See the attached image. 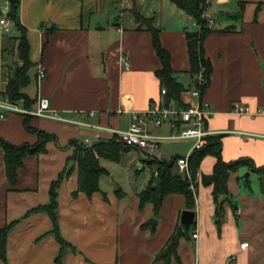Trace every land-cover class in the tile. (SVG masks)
<instances>
[{
    "label": "crops",
    "instance_id": "1",
    "mask_svg": "<svg viewBox=\"0 0 264 264\" xmlns=\"http://www.w3.org/2000/svg\"><path fill=\"white\" fill-rule=\"evenodd\" d=\"M8 9V0H0V15ZM133 9L157 30L183 88L179 100L165 103L161 93L165 87L157 76L161 60L151 32L145 25L139 27ZM207 11L213 24L202 41L211 67L201 95L211 112L206 128L219 137L223 161H246L229 171L228 195L216 201L212 185L203 182L217 161L213 153L198 162L193 204L188 206L182 194H169L156 213L151 203L139 207L137 195L156 173L144 152L134 148L150 172L145 182L132 189L113 183L110 160L101 158L108 173L100 177L99 191L86 195L77 190L75 164L58 191L60 232L74 247L60 264H264V189L250 166H264V115L230 111L234 102L264 110V0H212ZM18 16L26 27L32 63L22 92L32 106L45 97L51 108L67 116L125 130L133 120L132 112L143 111L153 102L177 107L192 100L188 90L194 76L186 38V32L194 29L192 18L169 0H20ZM16 35L13 27L8 34L0 32V98L9 66L17 60ZM39 64L46 70L42 80L36 77ZM88 111L95 114L81 113ZM28 125L56 139L46 142L44 151L23 159L14 183L7 179L0 148V227L19 220L8 235L7 264H58L59 244L49 232V216L24 214L48 202L50 183L66 166L72 141L94 145L106 139L90 128L35 116L29 117ZM147 128L160 135L172 131L168 123L147 124ZM0 137L14 145L37 141V135L25 128L24 115L15 112L0 117ZM179 144L181 149L172 148ZM191 146L189 140H163L155 157L170 160ZM185 210L193 211L194 218L179 239L177 258L171 257L169 263L157 259L169 236L181 228ZM151 219L156 220L155 226ZM243 241L248 242L245 249L240 248ZM0 264L5 263L0 260Z\"/></svg>",
    "mask_w": 264,
    "mask_h": 264
},
{
    "label": "trees",
    "instance_id": "2",
    "mask_svg": "<svg viewBox=\"0 0 264 264\" xmlns=\"http://www.w3.org/2000/svg\"><path fill=\"white\" fill-rule=\"evenodd\" d=\"M178 8L182 9L190 16L194 17L202 24L201 29H192L186 32L187 48L190 60V72L194 76L200 69L206 75L207 81L210 74V63L204 57V49L202 45L205 34L209 31L206 27L205 20L200 17L204 0H169ZM20 0H8L9 9L7 17L12 22V27L17 31L16 55L17 60L9 66L7 82L1 97L10 101L22 99L27 107L32 106L33 101L22 92V88L29 83V70L32 63L29 60V43L26 38V27L21 24L18 16V7ZM134 17L139 22V27L145 25L152 34V43L158 57L161 60V68L157 71L161 84L166 88L165 103L168 104L172 100L180 99V93L183 90L182 85L177 82L174 77L173 70L169 63V54L161 46L158 39L157 30L153 27L150 19L143 17L133 9ZM30 115H24V126L27 130L37 135V141L33 144L14 145L0 137V148L3 150V158L7 179L10 183H14L17 176V169L23 165V159L29 154H37L45 150V144L48 141L56 139L55 135L33 129L28 125ZM73 151L67 158V164L58 174L57 178L50 183L49 200L45 204H40L28 210L24 216L30 213L45 212L52 223L50 233L54 236L59 244V252L55 258L58 264L61 263L66 251L74 250V247L61 234L59 227L58 214V191L61 182L73 170L74 165L77 166V190L84 192L86 195L99 191V179L108 171L101 166L100 159L105 158L112 161H119L122 152L131 149L116 138L108 140H100L94 145H89L81 141H72ZM206 153H213L217 157L212 174L203 177V182L212 185V193L216 201L218 197L228 195L227 176L230 170L236 169L242 163H246L243 159L225 162L220 155V140L218 136H208L203 147L194 152L190 156V166L193 173L196 172L200 158ZM153 159L149 162L155 166V172L146 187L138 193L139 207H143L147 203H151L154 212H158L162 206L164 198L169 194H182L188 206L193 204V194L188 188L186 179L178 174L173 173L174 160ZM251 166V170L259 174L264 189V166ZM156 179H159V187L155 186ZM18 219L12 220L0 227V260L7 264V239L10 231L13 229ZM187 229L182 230L178 227L168 238L163 249L156 255L157 259H162L169 263L171 257L177 258V247L179 239L187 234Z\"/></svg>",
    "mask_w": 264,
    "mask_h": 264
},
{
    "label": "built area",
    "instance_id": "3",
    "mask_svg": "<svg viewBox=\"0 0 264 264\" xmlns=\"http://www.w3.org/2000/svg\"><path fill=\"white\" fill-rule=\"evenodd\" d=\"M212 0H204L203 9L200 17L205 20L206 27H210L213 24V19L209 16L207 8ZM192 26L196 29H201L202 24L192 17ZM12 29V22L7 17V14L0 15V32L8 34ZM125 65H128L126 57H121ZM46 76V70L42 65L37 66L36 77L38 80H42ZM207 78L203 69H200L193 79V87L188 90V94L191 97L190 102H185L177 107L173 105L163 106L159 103H151L147 109L143 111L132 112V122L125 130L114 129L105 127L99 124H94L89 121H84L76 117H70L50 107L49 100L45 97L37 98L35 105L27 107L22 99L10 101L5 98H0V117H3L7 113L15 112L23 115H30L45 119L58 121L65 124H74L85 128H90L96 131L99 136L106 140L116 138L118 141L126 146L138 149L144 152L149 157H155L159 150L160 142L163 140H189L192 142V146L189 151L181 156H176L174 165L178 172L186 179L188 188L195 192V173L190 166V156L200 150L208 136L214 134L206 128V119L210 112V106L208 103L202 101L201 95ZM161 93L165 95L166 88L161 89ZM230 111L239 115L258 116L264 115V110L260 107L252 109L249 105L234 102ZM80 113V112H79ZM78 113V114H79ZM87 116H92L95 111L81 112ZM168 123L172 128L171 132L166 135H160L152 133L148 130L147 124H151L154 127H160L161 125ZM105 132V133H103ZM107 134L108 136H103ZM192 237H197V232L192 233ZM248 246L247 241L240 243V248L245 249Z\"/></svg>",
    "mask_w": 264,
    "mask_h": 264
},
{
    "label": "rangeland",
    "instance_id": "4",
    "mask_svg": "<svg viewBox=\"0 0 264 264\" xmlns=\"http://www.w3.org/2000/svg\"><path fill=\"white\" fill-rule=\"evenodd\" d=\"M172 148L174 150L181 149V144L174 145ZM175 153L180 152L175 151ZM140 157H142L141 154L137 152L134 148H131L122 152L119 161H108V167L110 171L109 179H111L113 183L118 184V186H121L123 189H132L136 186L139 187L141 182H145L147 180V177L150 172V169L147 165H144L143 163L139 162ZM153 159L158 160V158L156 157H147L146 161L149 164V162ZM151 166L155 168V166ZM173 173L180 174L176 167L173 168ZM194 176L195 174L192 177L193 179ZM118 188L119 187H117V189Z\"/></svg>",
    "mask_w": 264,
    "mask_h": 264
},
{
    "label": "water",
    "instance_id": "5",
    "mask_svg": "<svg viewBox=\"0 0 264 264\" xmlns=\"http://www.w3.org/2000/svg\"><path fill=\"white\" fill-rule=\"evenodd\" d=\"M155 186L158 188L159 187V179H156ZM194 218V212L190 210H185L182 212L181 215V229L184 231L188 227L190 223H192ZM156 220L151 219L150 224L152 226H155Z\"/></svg>",
    "mask_w": 264,
    "mask_h": 264
}]
</instances>
